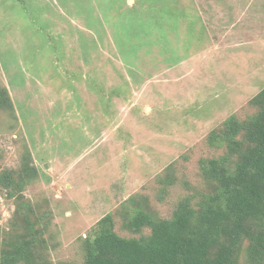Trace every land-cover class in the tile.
Listing matches in <instances>:
<instances>
[{
    "label": "rangeland",
    "instance_id": "1",
    "mask_svg": "<svg viewBox=\"0 0 264 264\" xmlns=\"http://www.w3.org/2000/svg\"><path fill=\"white\" fill-rule=\"evenodd\" d=\"M0 224L18 199L45 229V264L82 263L106 214L122 236L171 218L206 183L208 135L264 88V0H0ZM206 191V190H205Z\"/></svg>",
    "mask_w": 264,
    "mask_h": 264
},
{
    "label": "trees",
    "instance_id": "2",
    "mask_svg": "<svg viewBox=\"0 0 264 264\" xmlns=\"http://www.w3.org/2000/svg\"><path fill=\"white\" fill-rule=\"evenodd\" d=\"M249 104L244 117L232 114L209 133L208 144L222 152L200 160L207 186L196 203V195H188L171 218L137 211L126 226L150 229L140 236L120 235L114 215L106 214L80 264H264V88ZM6 108H13L12 98L0 86V114ZM29 169L3 170L1 188L12 194ZM22 200L9 227L0 224V264H45V229Z\"/></svg>",
    "mask_w": 264,
    "mask_h": 264
}]
</instances>
